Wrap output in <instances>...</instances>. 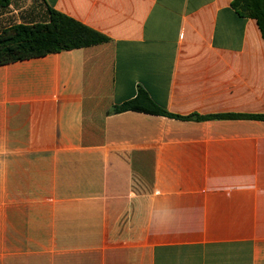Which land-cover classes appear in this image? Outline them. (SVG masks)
Listing matches in <instances>:
<instances>
[{"label": "crops", "instance_id": "obj_1", "mask_svg": "<svg viewBox=\"0 0 264 264\" xmlns=\"http://www.w3.org/2000/svg\"><path fill=\"white\" fill-rule=\"evenodd\" d=\"M16 1L0 36L50 8L107 39L0 66V264H264V121L226 117L264 115L256 20L233 0ZM140 90L190 118L113 112Z\"/></svg>", "mask_w": 264, "mask_h": 264}, {"label": "trees", "instance_id": "obj_2", "mask_svg": "<svg viewBox=\"0 0 264 264\" xmlns=\"http://www.w3.org/2000/svg\"><path fill=\"white\" fill-rule=\"evenodd\" d=\"M8 6L10 0H0ZM232 8L241 16L256 20L264 39V0H233ZM106 37L53 9L48 10V18L39 22L15 25L0 36V66L16 61L43 57L73 49L89 47L106 41ZM137 111L153 115L189 119L169 113L156 104L144 90L138 95L113 108L114 113ZM222 116L198 117V119ZM226 117H247L264 121V115H228Z\"/></svg>", "mask_w": 264, "mask_h": 264}, {"label": "rangeland", "instance_id": "obj_3", "mask_svg": "<svg viewBox=\"0 0 264 264\" xmlns=\"http://www.w3.org/2000/svg\"><path fill=\"white\" fill-rule=\"evenodd\" d=\"M36 4H37V2H35V0H17L15 2V6H17L18 9H22L18 13H20L21 11L22 12H25V11L30 10L31 7L34 6V5H36ZM22 12L20 14H22ZM12 17H13V15H12Z\"/></svg>", "mask_w": 264, "mask_h": 264}]
</instances>
